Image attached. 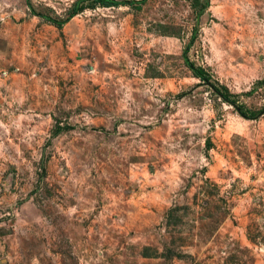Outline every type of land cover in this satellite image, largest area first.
<instances>
[{
  "label": "rangeland",
  "instance_id": "374dc122",
  "mask_svg": "<svg viewBox=\"0 0 264 264\" xmlns=\"http://www.w3.org/2000/svg\"><path fill=\"white\" fill-rule=\"evenodd\" d=\"M75 1L0 0V264H264V0Z\"/></svg>",
  "mask_w": 264,
  "mask_h": 264
},
{
  "label": "trees",
  "instance_id": "16d2710c",
  "mask_svg": "<svg viewBox=\"0 0 264 264\" xmlns=\"http://www.w3.org/2000/svg\"><path fill=\"white\" fill-rule=\"evenodd\" d=\"M86 2H92L94 4L97 3L104 7H117L119 5L129 4V2H119V1H114V0H76L72 4L70 9L68 10L67 16L63 20L54 19V18H51L43 14H35V15L53 24L56 27H60L64 25L66 22H68L71 18L76 16L83 9L82 5ZM137 3H141V1ZM207 6H208V0H204V4L201 6H198L197 4L192 5V7L198 8V10L195 13L196 20H198V18L200 17V15L202 14V12L205 10ZM32 13L34 12L32 11ZM193 38H194V35L191 37L190 41H193ZM183 60L186 66L188 67V69L190 70V72L192 73V75L209 86V81H210L209 76L203 71L202 68H196L192 63H190L185 56V52L183 55ZM214 90L220 96V98H222L225 102L232 105L240 116L245 117L246 114L242 106H239L234 101L229 100L230 96L222 92L219 88H214Z\"/></svg>",
  "mask_w": 264,
  "mask_h": 264
},
{
  "label": "water",
  "instance_id": "95a60500",
  "mask_svg": "<svg viewBox=\"0 0 264 264\" xmlns=\"http://www.w3.org/2000/svg\"><path fill=\"white\" fill-rule=\"evenodd\" d=\"M264 113V111H262L260 114H263Z\"/></svg>",
  "mask_w": 264,
  "mask_h": 264
}]
</instances>
